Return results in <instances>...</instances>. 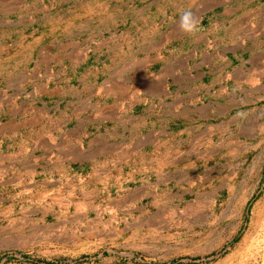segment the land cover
<instances>
[{"label":"rangeland","instance_id":"rangeland-1","mask_svg":"<svg viewBox=\"0 0 264 264\" xmlns=\"http://www.w3.org/2000/svg\"><path fill=\"white\" fill-rule=\"evenodd\" d=\"M0 264H264V0H0Z\"/></svg>","mask_w":264,"mask_h":264},{"label":"clouds","instance_id":"clouds-1","mask_svg":"<svg viewBox=\"0 0 264 264\" xmlns=\"http://www.w3.org/2000/svg\"><path fill=\"white\" fill-rule=\"evenodd\" d=\"M178 28L185 34L194 35L201 30L200 18L192 10H185L180 14ZM236 116L245 117L246 113L237 112Z\"/></svg>","mask_w":264,"mask_h":264},{"label":"bare ground","instance_id":"bare-ground-1","mask_svg":"<svg viewBox=\"0 0 264 264\" xmlns=\"http://www.w3.org/2000/svg\"><path fill=\"white\" fill-rule=\"evenodd\" d=\"M238 72V71H237ZM121 88V87H120Z\"/></svg>","mask_w":264,"mask_h":264}]
</instances>
